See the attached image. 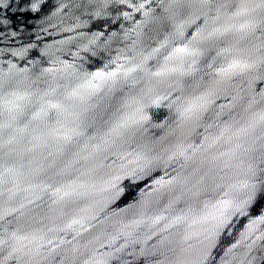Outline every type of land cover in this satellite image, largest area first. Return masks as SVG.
Instances as JSON below:
<instances>
[{"label":"water","instance_id":"1","mask_svg":"<svg viewBox=\"0 0 264 264\" xmlns=\"http://www.w3.org/2000/svg\"><path fill=\"white\" fill-rule=\"evenodd\" d=\"M0 264H264V0H0Z\"/></svg>","mask_w":264,"mask_h":264}]
</instances>
